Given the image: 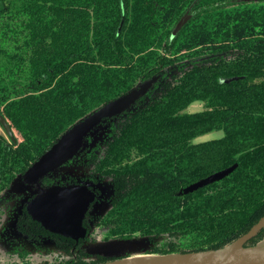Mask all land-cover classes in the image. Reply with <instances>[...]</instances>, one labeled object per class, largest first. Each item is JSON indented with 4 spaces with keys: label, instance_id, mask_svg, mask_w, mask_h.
Masks as SVG:
<instances>
[{
    "label": "trees",
    "instance_id": "obj_1",
    "mask_svg": "<svg viewBox=\"0 0 264 264\" xmlns=\"http://www.w3.org/2000/svg\"><path fill=\"white\" fill-rule=\"evenodd\" d=\"M263 17L264 0H0V112L15 136L12 141L0 125V200L70 128L158 78L135 108L113 117L100 144L88 143L66 163L77 161L83 173H52L41 182L46 188L87 183L95 192V184L109 179L111 207L96 218L94 242L146 238L142 254L167 255L218 249L246 234L264 216V62L239 73L225 60L252 55L199 42L246 23L264 43ZM238 76V90L221 82ZM195 99L207 110L180 115ZM214 129L223 136L194 141ZM234 165L222 179L186 190ZM89 208L76 235L51 230L28 203L16 226L29 238L50 237L69 255L43 264L133 255L85 250L93 231ZM262 240L264 228L247 245ZM19 256L6 264H35L28 250Z\"/></svg>",
    "mask_w": 264,
    "mask_h": 264
},
{
    "label": "water",
    "instance_id": "obj_2",
    "mask_svg": "<svg viewBox=\"0 0 264 264\" xmlns=\"http://www.w3.org/2000/svg\"><path fill=\"white\" fill-rule=\"evenodd\" d=\"M256 1V0H247ZM259 1V0H258ZM190 10L179 20L171 33V38H175L183 26L190 18ZM240 77H232L222 79L221 82L229 83L238 80ZM158 80L154 78L140 85L116 100H113L103 107L89 115L83 121L77 123L70 128L60 139L25 173L23 178L39 184L43 177L51 174L52 171L66 164L71 160L82 147L88 145L82 144L85 136L101 121L118 116L127 110L136 99L145 94L150 87ZM0 125L5 133L15 141L12 127L6 117L0 112ZM237 165L223 169L210 176L203 178L191 184L186 190H195L199 187L207 185L211 182L222 179L230 174ZM93 192L86 187L78 185L53 186L41 189L35 199L28 203L30 212L42 221L51 230L76 235L82 224L83 217L93 201ZM34 208L38 215L34 214L31 208ZM41 216V217H40ZM77 218H80L79 224H73L72 232L65 233L51 228L48 223L55 226L69 225ZM264 228V216L255 224L246 234L239 237L232 243L207 251L191 252V253H173L167 255H150V254H134L146 249L139 246L138 239L115 240L102 242L92 245L89 252L93 255H103L106 257H119L127 253L133 254L128 257L107 261L100 264H264V240L254 245L247 243L255 237ZM146 239V238H144ZM147 241V239H146Z\"/></svg>",
    "mask_w": 264,
    "mask_h": 264
},
{
    "label": "rangeland",
    "instance_id": "obj_3",
    "mask_svg": "<svg viewBox=\"0 0 264 264\" xmlns=\"http://www.w3.org/2000/svg\"><path fill=\"white\" fill-rule=\"evenodd\" d=\"M257 21L252 18L249 23L254 24ZM262 25H264V17L261 21ZM260 23V24H261ZM261 25V28H262ZM250 27V26H249ZM249 27L246 25L238 26L235 24L233 26V30L231 32H228V34L225 35L223 38H211V37H204L202 40H200L199 44L205 45L209 49L213 50H224L226 48L230 49H241L244 52H248L249 55H252L253 57L248 56H241L239 60H237V57L235 56H229L224 62L225 67L228 69H233L235 71H238L239 73H244L247 70V67H249L252 64L257 63H263L264 62V43H258L257 35H252L251 32H249ZM260 32L264 33V29H261ZM262 34V33H261ZM198 44V42H197ZM219 55H224V53H219ZM214 56H217L216 54ZM240 77L238 80L229 82V83H223L225 84L228 89H231L232 91L238 90L240 87V82L243 77ZM257 83L261 82V79L256 80ZM135 104L131 105L127 110L120 113L119 115L123 116L128 111L135 108ZM207 110L206 102L201 99H195L190 104H188L184 109H182L179 114L183 115L186 118H189L190 116H194L197 114H201ZM121 116V117H122ZM115 118H108L100 123H98L84 138L82 144H88L91 143L93 146L94 144H100L108 135L111 130L112 122ZM1 131H3L2 128H0ZM223 131H218L214 129L211 132L202 134L194 139L195 142H203L215 138H219L223 136ZM91 141V142H90ZM136 152L133 151L132 156L133 159H135ZM85 169L81 164H78L76 161L72 165L64 164L61 167L55 169L52 173H61L63 175L65 174H71V173H83ZM41 183L36 184L33 182H30L26 180L25 178L19 176L16 178L12 186L6 191V194L2 200H0V210L2 211V220L3 223L0 227V262L3 264L12 262L13 259H17V255L14 252L15 246L18 245L20 248H25L28 251H34L33 250V244L36 242L35 239H30L27 236L20 233L16 228V219L18 214L22 211V207L25 203H29V197L30 195L34 193L39 192V186ZM85 187V186H84ZM98 188L100 189V193L98 196V200L94 203L91 212L94 214H104L108 211V209L111 207L109 196L112 193V185L109 181V179L104 180L103 182H100L98 184ZM93 197L95 196L94 193H92ZM34 212V214L38 215V212L32 207L31 208ZM41 217V216H40ZM48 225L56 229L60 232L69 233L72 232L74 229L71 227L73 224H79L80 218H77L74 222L70 223L69 225H63V226H55L47 221ZM139 246H147V241L144 238L138 239ZM49 248L53 249V245H49ZM47 247V248H48ZM14 254V255H13ZM134 254H142L141 252H136ZM32 258L35 261V264H42L43 259L42 255L34 252L33 255H31Z\"/></svg>",
    "mask_w": 264,
    "mask_h": 264
},
{
    "label": "flooded vegetation",
    "instance_id": "obj_4",
    "mask_svg": "<svg viewBox=\"0 0 264 264\" xmlns=\"http://www.w3.org/2000/svg\"><path fill=\"white\" fill-rule=\"evenodd\" d=\"M79 159V157L77 158V160ZM75 163V162H74ZM42 180H40V186H39V192L38 193H34L32 195H30V197H32V200L35 199V197L40 194L41 192V189H46L45 185L41 182ZM82 182V181H81ZM86 181H84L85 183ZM111 183V182H110ZM87 183H85L84 185H78V186H86ZM98 184H95L94 186V189H95V192H93L95 194L94 196V201L90 204V208H89V211H88V220H89V223H90V227L92 228V233L89 234V238L88 240L86 241V243L84 244V248L85 250L89 252V248L92 246V245H96L98 244V241L94 242L93 239H98V226L96 224V218L98 215L100 214H94L91 212L92 210V207L94 205V203L98 200V196H99V193H100V189L98 188ZM112 185V183H111ZM88 189V188H87ZM90 191V190H89ZM92 192V191H91ZM112 192H113V188H112ZM112 195V193H111ZM111 195L109 196V198L111 197ZM32 200H30L29 202H31ZM1 209V208H0ZM1 211V210H0ZM20 214V213H19ZM18 214V215H19ZM105 214V213H104ZM18 217V216H17ZM3 219V218H2ZM16 222H17V219H16ZM2 223H3V220H2ZM2 223L0 224V227L2 225ZM17 228V226H16ZM18 230V229H17ZM21 233V232H20ZM23 234V233H22ZM24 235V234H23ZM26 236V235H25ZM28 237V236H27ZM29 238V237H28ZM30 239H35L36 242L33 244V250L34 251H29L31 255L34 254V252L36 251L37 253L41 254L42 255V259L43 261H48V262H53L55 259H60V258H69V255L67 253H65L64 251H62L60 249V246L57 244L56 241H54L53 239H51L50 237H42L40 239H36V238H30ZM49 245H53V249L49 248L48 246ZM48 247V248H47ZM23 250H27L25 248H20L17 246H15V249H14V252L15 254L17 255V259H13L12 262H16L17 260H19V255L21 253V251ZM14 255V254H13ZM90 255L94 256L93 254L90 253ZM43 264V263H42Z\"/></svg>",
    "mask_w": 264,
    "mask_h": 264
}]
</instances>
